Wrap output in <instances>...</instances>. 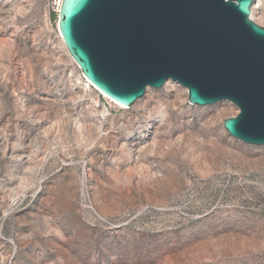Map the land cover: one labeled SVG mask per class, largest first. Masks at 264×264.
<instances>
[{"label": "rangeland", "instance_id": "374dc122", "mask_svg": "<svg viewBox=\"0 0 264 264\" xmlns=\"http://www.w3.org/2000/svg\"><path fill=\"white\" fill-rule=\"evenodd\" d=\"M45 2L0 0V264H264V145L225 130L238 108L172 81L117 104Z\"/></svg>", "mask_w": 264, "mask_h": 264}, {"label": "water", "instance_id": "95a60500", "mask_svg": "<svg viewBox=\"0 0 264 264\" xmlns=\"http://www.w3.org/2000/svg\"><path fill=\"white\" fill-rule=\"evenodd\" d=\"M255 0H63L58 30L84 77L125 108L167 81L206 106L228 101L234 138L264 145V26Z\"/></svg>", "mask_w": 264, "mask_h": 264}, {"label": "built area", "instance_id": "2783aa9c", "mask_svg": "<svg viewBox=\"0 0 264 264\" xmlns=\"http://www.w3.org/2000/svg\"><path fill=\"white\" fill-rule=\"evenodd\" d=\"M63 0H46L45 9L48 15L58 16Z\"/></svg>", "mask_w": 264, "mask_h": 264}, {"label": "bare ground", "instance_id": "6f19581e", "mask_svg": "<svg viewBox=\"0 0 264 264\" xmlns=\"http://www.w3.org/2000/svg\"><path fill=\"white\" fill-rule=\"evenodd\" d=\"M252 14H253V10H252ZM168 82V81H167ZM91 84V83H90ZM90 84H89V86H90ZM122 106V105H121Z\"/></svg>", "mask_w": 264, "mask_h": 264}, {"label": "trees", "instance_id": "16d2710c", "mask_svg": "<svg viewBox=\"0 0 264 264\" xmlns=\"http://www.w3.org/2000/svg\"><path fill=\"white\" fill-rule=\"evenodd\" d=\"M54 16H56V15H54Z\"/></svg>", "mask_w": 264, "mask_h": 264}]
</instances>
